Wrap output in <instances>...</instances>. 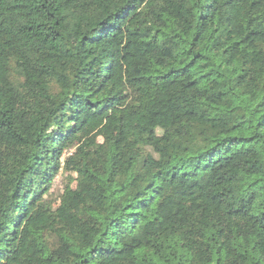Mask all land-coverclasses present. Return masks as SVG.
Instances as JSON below:
<instances>
[{
  "label": "trees",
  "instance_id": "trees-1",
  "mask_svg": "<svg viewBox=\"0 0 264 264\" xmlns=\"http://www.w3.org/2000/svg\"><path fill=\"white\" fill-rule=\"evenodd\" d=\"M0 264H264V0H0Z\"/></svg>",
  "mask_w": 264,
  "mask_h": 264
},
{
  "label": "rangeland",
  "instance_id": "rangeland-1",
  "mask_svg": "<svg viewBox=\"0 0 264 264\" xmlns=\"http://www.w3.org/2000/svg\"><path fill=\"white\" fill-rule=\"evenodd\" d=\"M73 144H70L66 152H72L73 151ZM61 169H59L53 178V184H52V190L54 195H58L61 191L62 186L64 185V178ZM60 190V191H59ZM246 225V222H241L239 227L236 229H232L230 232L226 234V240H227V248L230 251H235V246L232 241L234 236H239L240 231L242 227Z\"/></svg>",
  "mask_w": 264,
  "mask_h": 264
}]
</instances>
